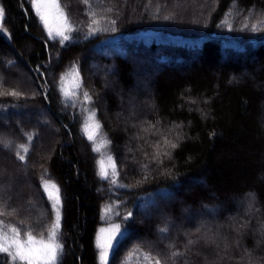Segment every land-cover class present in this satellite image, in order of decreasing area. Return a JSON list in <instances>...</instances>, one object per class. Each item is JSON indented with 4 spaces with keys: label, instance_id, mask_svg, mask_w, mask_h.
<instances>
[{
    "label": "trees",
    "instance_id": "obj_1",
    "mask_svg": "<svg viewBox=\"0 0 264 264\" xmlns=\"http://www.w3.org/2000/svg\"><path fill=\"white\" fill-rule=\"evenodd\" d=\"M60 3L75 28L63 42L28 0H0V170L29 190L60 183V264H100L97 236L115 204L123 235L108 264H143V253L161 264H264V31H251L264 0ZM73 69L82 87L70 100L61 78ZM90 110L120 188L98 175L83 131ZM21 129L32 137L24 161L12 141Z\"/></svg>",
    "mask_w": 264,
    "mask_h": 264
},
{
    "label": "snow or ice",
    "instance_id": "obj_2",
    "mask_svg": "<svg viewBox=\"0 0 264 264\" xmlns=\"http://www.w3.org/2000/svg\"><path fill=\"white\" fill-rule=\"evenodd\" d=\"M83 3L88 4V0H82ZM33 9L44 24V27L48 31L50 38L55 39L59 37L61 42L71 39L70 33L75 31L72 25L68 13L61 5L60 0H32ZM93 24L98 25V21L95 19V13H92ZM4 9L0 7V31H4L3 27ZM53 22H55L53 26ZM114 23V21H113ZM224 23L231 30L230 22L225 19ZM248 25L245 24L244 28ZM93 32L100 30L98 27L91 29ZM251 31H264V21H261L259 25L253 24ZM68 76L73 77L72 87L74 89H80L82 87V80L79 76V70L73 69L69 74H66L61 78V92L65 99H74L79 93L70 90L66 87ZM2 94V93H0ZM9 95L16 96L18 93L10 92ZM83 99L87 103H91V96L87 92H83ZM101 125L95 118L94 112H89L86 121L83 125V131L86 134L89 141L94 143L93 150L97 153H101L110 141L106 138H101L97 142V137L100 135ZM31 135L28 136V140L31 141ZM166 143H169L167 140ZM11 146V145H9ZM159 147V146H157ZM176 143H171V148H176ZM29 152L28 144H20L16 146V156L24 161L26 155ZM164 155H168L167 152ZM98 175L102 179L112 178V182L115 184V177L118 175L116 170V164L111 155L106 158L102 155L98 160ZM43 188L49 201H51L52 209L55 214V221L47 229V237L43 234L36 235L31 229L23 230L11 224L5 223L4 220H0V254L6 255L10 264H60V257L63 254V245L59 241V234L61 229V209L63 206L60 187L54 181L44 180ZM111 211V208H106L105 213ZM5 211H0V216L8 215ZM131 214H129L130 216ZM127 218V217H126ZM23 223V221H21ZM161 232H166L167 229H160ZM120 224H113L107 229H101L100 235L97 237V248L99 250L100 264H108L109 257L114 250V246L118 243V237L122 236ZM189 244L194 243L189 240ZM139 251L138 249L136 250ZM179 252H172L170 258L179 256ZM143 264H161V259L157 256L154 257L150 253H143ZM127 264H133L131 256L128 259Z\"/></svg>",
    "mask_w": 264,
    "mask_h": 264
},
{
    "label": "rangeland",
    "instance_id": "obj_3",
    "mask_svg": "<svg viewBox=\"0 0 264 264\" xmlns=\"http://www.w3.org/2000/svg\"><path fill=\"white\" fill-rule=\"evenodd\" d=\"M28 1H29V3H31V5L33 7L32 0H28ZM54 24H55V22H53V26H54ZM43 27H44V24H43ZM44 29L48 35L47 29L45 27H44ZM56 38H59V37H56ZM72 81H73V77L68 76V80L66 82V87H68L72 91L77 92L78 89H74L72 87ZM141 82H143V81H141ZM0 85H1L0 88L1 87L3 88L4 84H0ZM90 112H91V110H90ZM44 114H49V113H48V111L47 112L46 111L41 112L40 115L37 117L38 122L44 123L46 121V119H44V116H45ZM88 114H89V112H88ZM87 116H86V119H87ZM15 119L27 120L28 114L27 113H18V114H16ZM55 131L57 133L59 130L55 129ZM13 138L14 139L12 141H13V146L15 148L17 145L29 143L27 132L25 130H22V129H21V131L20 130L17 131L16 136H14ZM101 138H102V136L100 134L97 137V142H99ZM14 143L16 145H14ZM0 144L3 146L5 145L4 142H0ZM109 154L110 153L107 151V147H105L104 149H102L100 156L103 155L106 158ZM2 163H4V161ZM6 165H7V163H6ZM9 171H10L9 168H7L6 171L0 170V211H5V212L9 213L8 215L0 216V220H4L5 223H7V224L15 225V226L21 228L22 229V236H23V230L31 229L34 234H36V235L43 234L45 237H47V229L52 225V223H54L55 214H54V210L52 209L51 201H49L47 194L44 191V188H42L40 191H34V190L26 189L24 186L23 180H21V178L19 179V177L17 176L19 172H17L15 175H13V174L10 175V174H8ZM115 179L117 182L118 181L117 176L115 177ZM44 180H49V179H44ZM109 180H111V183L114 184L112 182V178H110ZM51 181H54L56 184L59 185L61 197H62V187L60 186V183L56 180H51ZM115 185L118 188L122 187L120 184H115ZM62 202H63V197H62ZM118 206L119 205L115 204V205L109 207V208H111V211L108 213H105L103 215V223H102L101 229H107L111 225L118 223L117 222V217L119 216V207ZM61 216L63 217V206L61 209ZM120 219H122V217ZM21 221H23V223H21ZM61 228H62V219H61ZM101 229L99 231L98 236L100 235ZM121 238H122L121 236L118 237V242L120 241ZM59 241H60V243H62L61 229H60V234H59ZM117 245H118V243L115 244L114 250H115ZM114 250H113V252H114ZM113 252L111 253V255L109 257V262H110V258L112 256ZM60 259H61V257H60Z\"/></svg>",
    "mask_w": 264,
    "mask_h": 264
}]
</instances>
